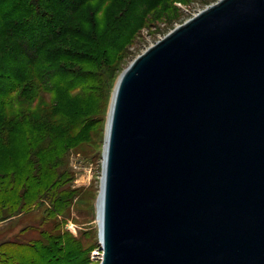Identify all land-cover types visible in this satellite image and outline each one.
<instances>
[{"label":"water","instance_id":"95a60500","mask_svg":"<svg viewBox=\"0 0 264 264\" xmlns=\"http://www.w3.org/2000/svg\"><path fill=\"white\" fill-rule=\"evenodd\" d=\"M102 264H264V0H220L125 71Z\"/></svg>","mask_w":264,"mask_h":264},{"label":"rangeland","instance_id":"374dc122","mask_svg":"<svg viewBox=\"0 0 264 264\" xmlns=\"http://www.w3.org/2000/svg\"><path fill=\"white\" fill-rule=\"evenodd\" d=\"M219 1L178 0L152 10L136 32L100 46V68L93 77H78L79 87L70 86L65 75L41 84L38 69L54 72L53 63L40 62L36 68L22 59L19 65L3 66L8 60L0 42V74L6 73L0 76L3 262L102 264L97 200L113 91L135 59ZM90 46L77 45L82 50ZM17 77H22L20 88Z\"/></svg>","mask_w":264,"mask_h":264},{"label":"trees","instance_id":"16d2710c","mask_svg":"<svg viewBox=\"0 0 264 264\" xmlns=\"http://www.w3.org/2000/svg\"><path fill=\"white\" fill-rule=\"evenodd\" d=\"M175 1L178 0H0V42L3 57L8 60L3 66H15L16 61L19 65L22 59L36 68L40 62L53 63L54 72L38 69L41 84L65 75L70 86L79 87L78 77H93L100 68L103 55L99 48L103 43L120 34L136 32L152 10H161ZM78 44L91 45V49L82 50ZM108 47L104 49L109 51ZM111 50L115 51V47ZM44 56L46 60H41ZM0 76L6 78L5 71ZM17 78L20 88L22 77ZM2 102L0 96V105ZM4 262L0 258V264H7V259Z\"/></svg>","mask_w":264,"mask_h":264},{"label":"bare ground","instance_id":"6f19581e","mask_svg":"<svg viewBox=\"0 0 264 264\" xmlns=\"http://www.w3.org/2000/svg\"><path fill=\"white\" fill-rule=\"evenodd\" d=\"M125 71L120 76L116 89L113 91V96H112V100H111L109 111H108L107 129H106L105 142H104V148H103V178H102L100 195L97 200V221L99 224L100 232L102 228V217H103V209H104L105 171H106V164H107V158H108V148H109V141H110V132H111V124H112V118H113L115 97H116V91H117L118 85ZM100 242H101V234H100ZM101 245H102V242H101Z\"/></svg>","mask_w":264,"mask_h":264}]
</instances>
